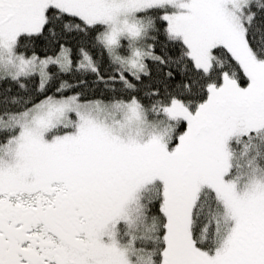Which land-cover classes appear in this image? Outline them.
I'll list each match as a JSON object with an SVG mask.
<instances>
[{"label": "snow or ice", "instance_id": "1", "mask_svg": "<svg viewBox=\"0 0 264 264\" xmlns=\"http://www.w3.org/2000/svg\"><path fill=\"white\" fill-rule=\"evenodd\" d=\"M0 264H264V0H0Z\"/></svg>", "mask_w": 264, "mask_h": 264}]
</instances>
